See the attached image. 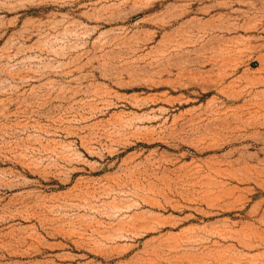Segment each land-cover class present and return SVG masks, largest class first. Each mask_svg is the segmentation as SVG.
Here are the masks:
<instances>
[{
    "label": "rangeland",
    "instance_id": "1",
    "mask_svg": "<svg viewBox=\"0 0 264 264\" xmlns=\"http://www.w3.org/2000/svg\"><path fill=\"white\" fill-rule=\"evenodd\" d=\"M0 264H264V0H0Z\"/></svg>",
    "mask_w": 264,
    "mask_h": 264
}]
</instances>
